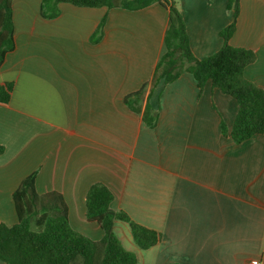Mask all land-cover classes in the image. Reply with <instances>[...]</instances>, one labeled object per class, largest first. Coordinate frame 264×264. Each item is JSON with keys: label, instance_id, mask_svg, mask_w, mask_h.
Instances as JSON below:
<instances>
[{"label": "crops", "instance_id": "obj_1", "mask_svg": "<svg viewBox=\"0 0 264 264\" xmlns=\"http://www.w3.org/2000/svg\"><path fill=\"white\" fill-rule=\"evenodd\" d=\"M41 3L12 2L15 49L0 67V85H13L0 103V223L17 222L12 194L36 173V192L60 193L70 227L98 241L103 232L86 220L85 196L99 182L113 194L111 209L160 237L141 250L129 225L115 223L137 264H264V133L239 145L221 134L236 101L209 82L199 92L184 73L151 93L153 129L124 104L165 53L168 11L64 3L48 19ZM226 4L177 0L197 59L221 48L232 21ZM229 43L255 53L244 75L264 90V0H239Z\"/></svg>", "mask_w": 264, "mask_h": 264}, {"label": "trees", "instance_id": "obj_2", "mask_svg": "<svg viewBox=\"0 0 264 264\" xmlns=\"http://www.w3.org/2000/svg\"><path fill=\"white\" fill-rule=\"evenodd\" d=\"M13 0H0V67L15 49L12 19ZM89 8H120L138 11L159 4L168 11L169 25L164 37L165 53L157 62L150 80L124 98V104L141 116L153 129L158 112L151 106V93L162 81L165 85L186 73L193 77L198 91L209 82L213 89L232 97L237 113L230 128L220 124L221 134L234 144H241L264 133V90L249 81L245 69L254 63L255 53L230 45L239 15V0H227L231 23L220 32L222 46L215 54L197 59L191 52L185 23L177 0H42L41 15L53 18L58 4ZM104 17L95 30L93 41L102 36ZM13 91L11 83L0 85V103L7 104ZM1 153V149H0ZM36 173L24 178L12 194L17 222L0 223V261L4 264H137L134 253L126 250L114 232L116 222L127 223L132 238L141 250L159 242V235L132 222L124 213L111 209L113 194L102 183H94L85 196V218L103 232L98 241L73 230L68 222V208L58 192L38 194Z\"/></svg>", "mask_w": 264, "mask_h": 264}, {"label": "rangeland", "instance_id": "obj_3", "mask_svg": "<svg viewBox=\"0 0 264 264\" xmlns=\"http://www.w3.org/2000/svg\"><path fill=\"white\" fill-rule=\"evenodd\" d=\"M59 5H61V4H58V6H57V10H58V14H59ZM57 14V15H58ZM57 15L56 16H54L53 18H56L57 17ZM53 18H50V19H53ZM118 234V233H117Z\"/></svg>", "mask_w": 264, "mask_h": 264}, {"label": "built area", "instance_id": "obj_4", "mask_svg": "<svg viewBox=\"0 0 264 264\" xmlns=\"http://www.w3.org/2000/svg\"><path fill=\"white\" fill-rule=\"evenodd\" d=\"M250 264H259V262H258V261H255V260H253V261H251V262H250Z\"/></svg>", "mask_w": 264, "mask_h": 264}]
</instances>
